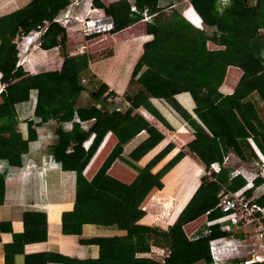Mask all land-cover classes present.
I'll use <instances>...</instances> for the list:
<instances>
[{
    "label": "trees",
    "instance_id": "obj_1",
    "mask_svg": "<svg viewBox=\"0 0 264 264\" xmlns=\"http://www.w3.org/2000/svg\"><path fill=\"white\" fill-rule=\"evenodd\" d=\"M82 1L74 4L72 0H30L0 15V81L5 84L0 92V159L13 165L21 164V154L28 149V142L34 136L22 138L16 129V113L11 107L28 100L30 90L35 89L34 114L40 118L39 121L50 118L57 123L72 121L69 130L61 125L55 128L54 142L49 145L51 155L46 161L48 166L57 167L59 164L62 170H73L76 174L73 208L61 214L62 232L81 234V226L85 223L115 226L125 231L123 235L112 237L114 240L103 238L100 254L96 258L79 260L49 256L51 259L62 264L210 262L209 239L227 234L221 230L219 223H206L224 214L216 206L221 184L232 191L245 184L240 175L233 174V167L222 165L223 154L232 150L243 160L252 161L257 158L256 150L264 153V120L257 107L261 103L264 108V0L253 3L250 0H227L224 4L220 0H188L192 8L189 4L184 6L189 7L184 14L198 27L183 16V8L174 7L173 3L161 6L159 0H117L104 6L103 11L111 15L114 24L110 33L148 15L150 18L145 27L152 34V39L144 44L129 79V84H137L139 88L133 93H123L130 106L114 126L108 123L121 113L107 107V99L116 93L108 90L109 87L103 82L91 91L94 103L75 107L79 94L85 89L79 74L88 67L90 56L86 53L69 56L64 52L67 37L65 25L60 20L67 11L65 24L73 21ZM167 8L169 11H166ZM45 22L40 47L49 49L59 46L64 52L61 68L28 74L17 65L18 51L14 39L17 35L43 26ZM208 41L218 47L208 48ZM228 66L239 67L243 73L234 91L223 94L219 87ZM224 89L225 86L222 87ZM179 91L190 93L195 103L193 111L200 122L191 118L175 101L173 95ZM152 96L164 98L193 128L196 137L188 147L197 152L207 167L214 161L220 163L217 172L211 171L209 176L201 175L200 179L195 175L199 166L189 162V157H184L177 164L182 163L183 174L171 193L174 203L165 220V229L140 223L141 218L146 222L153 218L140 205L151 190L163 187L161 176L183 152H179L156 173L151 169L171 150V143L146 165L134 163L164 137L142 115L133 113L135 108L142 106L165 125L168 124L153 107L150 101ZM75 115L81 121L92 119L93 122L83 129L74 120ZM27 124L30 127V121ZM142 130L147 132L146 138L123 156L124 144ZM110 132L116 137V142L93 176L87 179L83 171L88 164L93 167L104 156L109 139L105 138ZM89 138L91 141L84 148L83 143ZM69 146L71 149L68 151ZM116 159L136 172L131 182L125 183L108 174L109 167ZM262 182L258 178L254 184L263 186ZM164 188L165 185L161 190ZM3 193L1 187L0 201ZM251 193L252 190L247 191V195ZM257 196L256 201L264 204V190ZM205 212L203 225L188 236L184 225L194 222ZM27 213L29 217L23 218L24 231L12 233V249L5 251L4 264L13 263L15 252H23L24 235L31 230L28 224L34 231L45 230L43 212H24ZM4 224L5 221H0L1 231L5 228ZM154 246L166 248L168 255L160 260L150 257L147 254L152 252Z\"/></svg>",
    "mask_w": 264,
    "mask_h": 264
},
{
    "label": "crops",
    "instance_id": "obj_2",
    "mask_svg": "<svg viewBox=\"0 0 264 264\" xmlns=\"http://www.w3.org/2000/svg\"><path fill=\"white\" fill-rule=\"evenodd\" d=\"M29 1L30 0H0V15L19 8ZM113 1L117 0H96L98 4L95 3V0H91L93 6L97 7L102 12L103 7ZM128 1L132 2V0ZM250 1L253 3L255 0ZM170 3H173V6L176 7L177 2L175 0H159L161 6ZM187 4H189V2H187ZM184 8L182 14L187 19L184 13L189 7ZM166 11H169V8H167ZM149 18L148 15H145V17L138 22L117 32L104 33L92 38H85L77 32L65 31L67 38L64 42L63 49L66 54L74 56L86 53L90 56L92 53L94 56L92 59L89 57L88 67L79 74L80 82L84 85L85 89L79 94L75 107H85L94 103L91 97V91L103 82L109 87L108 90H112L116 93L115 96H111L107 99L106 104L109 109H115V111L121 113V115H117L108 123L111 126L117 124L119 118L125 114V111L130 106V102L123 98V93H133L139 88L137 84H129V79L136 61L144 50V44L152 39V34H149L145 27V23ZM187 20L198 27V25H195L189 19ZM45 24L46 22L43 26H45ZM201 26L202 24L199 27ZM72 34H76L75 36H79L80 39L78 41H76L77 39L71 41L70 36ZM20 37L21 35H17L14 42L18 51L17 65H20L24 71L28 74H37L44 71L59 70L61 68L64 52L61 51L59 46L42 49L40 45H36L37 41H35L30 44L25 43V47L23 46V49H21V46L17 44ZM206 45L208 48L218 47L210 41H208ZM92 64H94L97 69L95 68L94 70ZM242 73L239 67L228 66L224 80L219 87V91L223 94L233 92ZM4 86L5 84L0 81V92ZM223 86H225L224 90H222ZM36 95L37 91L32 89L30 90L28 100L18 102L11 107L16 113V129L20 132L22 138L26 139L29 135L34 136V138L28 142V149L21 154L20 165H13L7 160L0 159V189L1 187L4 189L3 199L0 201V221H5L3 225L5 228L2 231L0 230V264H4L5 251H10L12 249V233H22L24 231L25 226L23 218L24 216L29 217V213L24 214V212L28 211H41L45 214V230L34 231L31 225L28 224V228L31 230L24 235L23 252H15L12 264H62L57 262L56 259H51L49 256H63L79 260L96 258L100 254V244L104 242L101 241L103 238L114 240L112 237L123 235L125 231L117 229L115 226L85 223L81 226V234H65L62 232L61 214L73 208L76 174L73 170H62L59 164L57 167L52 165L48 166L46 161H48L51 155L49 145L54 142L55 128L61 125L64 129L69 130L72 127V121L57 123L53 118L47 121H39L40 118L34 114ZM173 97L175 101L191 115V118L200 122L193 111L195 103L189 92L179 91L176 92ZM150 101L155 110H157L169 126L161 122L144 107L140 106L135 108L133 113L137 112L142 115L150 125L159 130L164 137L134 163L139 166L146 165L166 145L171 143L173 145L171 150L152 167L151 171L156 173L179 152H183V155L161 176L160 179L163 183V187L165 185L164 190H161L163 187L161 189L154 188L140 205L149 214L155 215L165 224V220L174 203V198L171 196V193L174 191L183 174L182 163L178 166L177 164L184 157H189V162L199 166L195 175L200 179L202 175L201 172L208 170L212 162L209 167H207L205 161L197 152L192 151L188 147L189 143H194L196 137L195 131L164 98L152 96ZM0 103H2V98H0ZM258 104L261 105V103ZM74 120L78 121L83 129H87L93 122L92 119L81 121L76 115ZM27 121H30V127ZM146 136L147 132L145 130L136 134L124 144L122 155L126 156V154L146 138ZM107 138H109L107 141L108 148L104 156L93 167H89L88 164L83 171L87 179L93 176L106 154L116 142V137L112 135L111 132L107 134L105 139ZM90 141L91 138L83 143L84 148L88 147ZM104 141L106 142V140ZM195 145L200 148L198 144ZM13 149L15 150L14 146ZM70 149L71 146H69L67 150L69 151ZM43 162H46L45 165H43ZM246 162L248 163L250 161L243 160V163ZM33 164L35 168H33ZM187 167L188 165L186 168ZM170 170L172 171L164 179V176ZM107 172L109 175L125 183L131 182L136 175V172L120 159H116ZM205 174L207 175L208 173ZM209 179L213 178L210 177ZM221 186L224 185L221 184ZM263 190V186L259 185L257 189L252 192L255 195H260ZM206 212L195 221L202 217H206ZM139 222L145 223L143 218H141ZM194 222L186 223L184 228L185 226H190V224ZM193 226L192 224L190 233H187L188 236L192 235L196 230ZM113 242L114 241L111 243ZM156 248L159 249V247H152V252ZM147 255L153 257L151 253Z\"/></svg>",
    "mask_w": 264,
    "mask_h": 264
},
{
    "label": "built area",
    "instance_id": "obj_3",
    "mask_svg": "<svg viewBox=\"0 0 264 264\" xmlns=\"http://www.w3.org/2000/svg\"><path fill=\"white\" fill-rule=\"evenodd\" d=\"M225 3L227 0H220ZM78 4L79 0H72ZM80 9L74 15V20L65 24L68 12L63 13L60 22L65 25V31L80 33L83 37L110 33L114 24L111 15L93 6L91 0H83ZM45 26H38L28 33H22L18 45L25 47V43L36 42L40 45V36ZM257 158L243 163L232 150L223 156L222 165L233 167V174L240 175L245 184L238 190L232 191L221 186L217 198V207L224 213L222 216L206 222L219 223L221 230L227 234L209 239L210 262L201 261L200 264H264V204L256 201L257 195H247L248 190L257 189L254 182L262 179L264 187V153L256 150ZM245 162V161H244ZM220 163H211L207 173L218 171ZM207 233H210L207 230Z\"/></svg>",
    "mask_w": 264,
    "mask_h": 264
},
{
    "label": "rangeland",
    "instance_id": "obj_4",
    "mask_svg": "<svg viewBox=\"0 0 264 264\" xmlns=\"http://www.w3.org/2000/svg\"><path fill=\"white\" fill-rule=\"evenodd\" d=\"M176 2H177V4H176V7L177 8H179V9H182V8H184V6L187 4V2H188V0H175ZM76 34H72L71 36H70V40L72 41V40H75V39H77L76 41H78L79 39H80V37L79 36H75ZM85 50V49H84ZM94 56H93V54L91 53L90 54V58L92 59ZM93 65V68H94V70H95V68H96V66L94 65V64H92ZM97 69V68H96ZM258 110H259V113H260V115H261V117L263 118V120H264V108L262 107V105H259L258 104ZM198 171V170H197ZM200 172V171H199ZM205 173H207V170L206 171H204V172H201V174L202 175H206ZM209 174H207L206 176H208ZM158 213V212H157ZM156 213V214H157ZM150 215H152V214H150ZM202 215V214H201ZM152 220L151 221H148V222H146V221H144L145 223H148V224H150V225H153V226H156V227H159V228H161V229H165V228H167V225L166 224H164L163 222H161L160 221V219L159 218H157L155 215H152ZM205 217H202V218H200L197 222H195L193 225V227H195V228H198L199 226H201V225H203V223H204V221H205V219H204ZM192 227V224L190 225V226H185V232L186 233H190V228ZM195 228H193V229H195ZM155 247V246H154ZM168 251H167V249L166 248H159V249H155L153 252H151V255L153 256V258H155V259H164L165 258V256H167L168 255V253H167Z\"/></svg>",
    "mask_w": 264,
    "mask_h": 264
}]
</instances>
